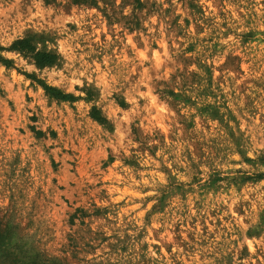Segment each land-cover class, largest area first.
I'll return each mask as SVG.
<instances>
[{
    "label": "rangeland",
    "instance_id": "374dc122",
    "mask_svg": "<svg viewBox=\"0 0 264 264\" xmlns=\"http://www.w3.org/2000/svg\"><path fill=\"white\" fill-rule=\"evenodd\" d=\"M75 2L0 0V262L264 264V0Z\"/></svg>",
    "mask_w": 264,
    "mask_h": 264
},
{
    "label": "trees",
    "instance_id": "16d2710c",
    "mask_svg": "<svg viewBox=\"0 0 264 264\" xmlns=\"http://www.w3.org/2000/svg\"><path fill=\"white\" fill-rule=\"evenodd\" d=\"M73 1H77L78 3H83L85 1H90V2H93L94 3V0H73ZM77 2H75V3H77ZM9 49L10 50H15V51H18V52H21V53L30 54L31 58L34 61V64L37 67H40V68L45 67V66H50L56 60V56L53 55V54H49V53H46V52L36 51L35 48L30 44V40L29 39H22V40H18L16 42H14L9 47ZM43 87H44V89L48 93H50V94H52V95H54V96H56V97H58L60 99H63V100H72V97L71 96L63 95L61 93H58L54 89L48 88L46 86H43ZM256 177H260V176H256ZM0 264H4V263L0 262Z\"/></svg>",
    "mask_w": 264,
    "mask_h": 264
}]
</instances>
